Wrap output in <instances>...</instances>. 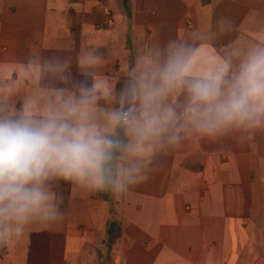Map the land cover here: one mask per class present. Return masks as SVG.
Segmentation results:
<instances>
[{"label": "clouds", "instance_id": "1", "mask_svg": "<svg viewBox=\"0 0 264 264\" xmlns=\"http://www.w3.org/2000/svg\"><path fill=\"white\" fill-rule=\"evenodd\" d=\"M257 35L219 14L197 37L143 40L119 87L97 74L100 57L32 54L0 86V248L65 219L62 184L81 194L124 196L186 142L238 143L264 133V20ZM27 84L19 89L20 80Z\"/></svg>", "mask_w": 264, "mask_h": 264}, {"label": "crops", "instance_id": "2", "mask_svg": "<svg viewBox=\"0 0 264 264\" xmlns=\"http://www.w3.org/2000/svg\"><path fill=\"white\" fill-rule=\"evenodd\" d=\"M253 10L264 20V0H0V86L30 55L59 54L74 74L82 58L100 57L97 74L119 87L143 40L197 37L223 13L238 27L214 41L222 54L256 37ZM222 144L186 142L119 198L62 184L65 219L0 248V264H98L110 219L121 233L102 264H264V133Z\"/></svg>", "mask_w": 264, "mask_h": 264}, {"label": "trees", "instance_id": "3", "mask_svg": "<svg viewBox=\"0 0 264 264\" xmlns=\"http://www.w3.org/2000/svg\"><path fill=\"white\" fill-rule=\"evenodd\" d=\"M111 212V209H110ZM121 226L119 221L110 219L106 225L105 237L102 246L96 250L98 264L105 263L109 258V254L116 239L120 236Z\"/></svg>", "mask_w": 264, "mask_h": 264}]
</instances>
